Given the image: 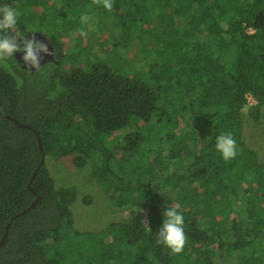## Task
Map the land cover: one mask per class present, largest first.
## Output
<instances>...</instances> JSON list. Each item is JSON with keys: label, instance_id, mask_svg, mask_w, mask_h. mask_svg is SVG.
<instances>
[{"label": "trees", "instance_id": "16d2710c", "mask_svg": "<svg viewBox=\"0 0 264 264\" xmlns=\"http://www.w3.org/2000/svg\"><path fill=\"white\" fill-rule=\"evenodd\" d=\"M3 5L18 10L19 31L57 42L62 61L36 73L14 54L0 61L2 113L33 126L45 153L42 164L37 132L0 117V242L10 225L0 264H264V161L246 144L243 112L249 95L264 105V0H113L111 12L92 0ZM84 15L110 23L111 51L67 69L61 40ZM249 119L264 126L260 108ZM222 133L237 143L229 161L215 147ZM50 160L90 168L131 217L77 228L81 194L57 186ZM30 185L43 201L20 215L37 199ZM171 207L184 218L180 254L156 242Z\"/></svg>", "mask_w": 264, "mask_h": 264}, {"label": "rangeland", "instance_id": "374dc122", "mask_svg": "<svg viewBox=\"0 0 264 264\" xmlns=\"http://www.w3.org/2000/svg\"><path fill=\"white\" fill-rule=\"evenodd\" d=\"M81 30L86 32L81 36ZM76 31L73 38H64L61 41L68 46V60L66 68L89 66L93 62L102 59L104 53L111 51L113 35L111 25L108 21L96 20L87 24L84 28ZM134 50L136 41L131 45ZM132 55V53H130ZM260 108L264 112V105L260 104L251 95L248 97V104L244 108L245 127L244 135L248 146L257 151L264 161V126L255 127L250 123L249 114L253 109ZM53 175L58 187L72 186L79 191V199L72 207L75 226L77 228H95L97 231H104L107 225L128 220L135 208H121L111 197L97 187L92 179L90 168L76 170L72 165L67 166L62 161H52ZM63 166V167H62ZM146 224L150 222L149 210H143ZM105 238L102 235V239ZM262 254V253H260ZM239 257H236V259ZM235 259V261H236ZM236 264V263H235Z\"/></svg>", "mask_w": 264, "mask_h": 264}, {"label": "clouds", "instance_id": "9594fccd", "mask_svg": "<svg viewBox=\"0 0 264 264\" xmlns=\"http://www.w3.org/2000/svg\"><path fill=\"white\" fill-rule=\"evenodd\" d=\"M92 3L104 7L109 12L113 10V0H92ZM18 16V10L13 6H0V33H2L0 35V61L13 58V54L16 52H23L24 63L29 68H35L38 71L43 59L40 53L43 52L47 55L52 53L49 52L47 44L36 40L35 37L26 38L24 33L19 31ZM90 20L91 17L87 15L81 17V22L84 24ZM80 35L85 36L86 32L81 30ZM215 147L225 161L232 160L237 155V143L231 133L218 135ZM163 217L156 242L163 244L173 254H180L187 243L183 215L175 207H171L164 211Z\"/></svg>", "mask_w": 264, "mask_h": 264}, {"label": "water", "instance_id": "95a60500", "mask_svg": "<svg viewBox=\"0 0 264 264\" xmlns=\"http://www.w3.org/2000/svg\"><path fill=\"white\" fill-rule=\"evenodd\" d=\"M32 37H35L36 40L47 44L49 52L52 53L51 55H47V54H45L43 52L40 53V56L43 57V59L40 62V66L44 65L47 61H54L55 56H56L55 41H53V39H51L48 35H46L45 33H42V32H36L30 38H32ZM23 55H24L23 52L20 53L19 55H17V58H18L17 60L21 64H23V65H25L27 67V65L24 63V61L22 59ZM29 70L31 72H35L36 69L35 68H29ZM0 117L3 118V119H6V120H10V121L14 122L16 125H18V126H20L22 128L31 129V130L37 132V130L33 126L25 124V123L21 122L19 119L15 118V117H13L11 115L2 113L1 101H0ZM37 135L39 137L41 150L43 152V161H42V164H43L44 161H45V153H44V150H43V144H42V139H41L40 133L37 132ZM36 175H37V172L34 174L32 182L35 179ZM29 188L34 194L37 195V199L27 210L23 211L22 214H20V215H24V214L28 213L31 209L35 208L38 203L43 201V197L38 194V192L36 191L35 188H33L31 185L29 186ZM9 228H10V225L7 227L6 233H5L2 241L0 242V248L5 244V242L7 240L8 233H9Z\"/></svg>", "mask_w": 264, "mask_h": 264}, {"label": "flooded vegetation", "instance_id": "af4514ba", "mask_svg": "<svg viewBox=\"0 0 264 264\" xmlns=\"http://www.w3.org/2000/svg\"><path fill=\"white\" fill-rule=\"evenodd\" d=\"M35 33H36V32L26 33V34H24V35H25L26 38H30V37H31L33 34H35ZM53 41H54V40H53ZM21 46H22V45H21ZM55 50H56V56H55L54 61H47L44 65H41V68L50 65L49 63H56V64L61 63V61H62V52H61V49H60V47L58 46V43H57V42H55ZM20 53H22V52H16V53H14V56L17 58V55H19ZM17 59H18V58H17ZM21 65H22V67H23L25 70L30 71L28 66L26 67V66L23 65V64H21ZM38 71H39V70H38ZM38 71L35 70V72H33V73H36V72H38ZM30 72H31V71H30Z\"/></svg>", "mask_w": 264, "mask_h": 264}]
</instances>
